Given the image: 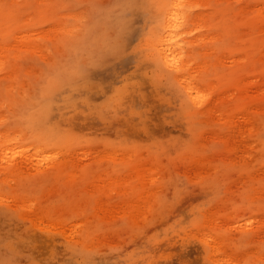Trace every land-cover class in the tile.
I'll return each mask as SVG.
<instances>
[{
	"label": "rangeland",
	"instance_id": "1",
	"mask_svg": "<svg viewBox=\"0 0 264 264\" xmlns=\"http://www.w3.org/2000/svg\"><path fill=\"white\" fill-rule=\"evenodd\" d=\"M173 1L0 0V264H264V0Z\"/></svg>",
	"mask_w": 264,
	"mask_h": 264
},
{
	"label": "bare ground",
	"instance_id": "2",
	"mask_svg": "<svg viewBox=\"0 0 264 264\" xmlns=\"http://www.w3.org/2000/svg\"><path fill=\"white\" fill-rule=\"evenodd\" d=\"M183 2L184 0H174L171 9H168L162 14V19L160 20L161 27L159 38L160 42L162 43V47L159 49L158 54L159 63L167 65L175 64L174 59L170 58V56L175 50L181 48L179 40L177 39L178 34H175V29H177L178 24L186 23V15H189L187 12L181 11ZM166 43L168 45L164 46Z\"/></svg>",
	"mask_w": 264,
	"mask_h": 264
}]
</instances>
